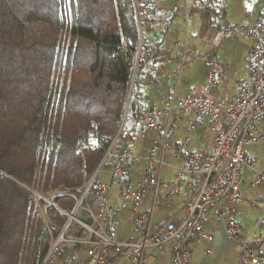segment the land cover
Returning a JSON list of instances; mask_svg holds the SVG:
<instances>
[{
	"label": "trees",
	"instance_id": "1",
	"mask_svg": "<svg viewBox=\"0 0 264 264\" xmlns=\"http://www.w3.org/2000/svg\"><path fill=\"white\" fill-rule=\"evenodd\" d=\"M136 46L130 0H0V264H41L50 236L31 191L76 197L137 117Z\"/></svg>",
	"mask_w": 264,
	"mask_h": 264
},
{
	"label": "built area",
	"instance_id": "2",
	"mask_svg": "<svg viewBox=\"0 0 264 264\" xmlns=\"http://www.w3.org/2000/svg\"><path fill=\"white\" fill-rule=\"evenodd\" d=\"M158 1L130 0L137 29V46L132 52L134 74L138 66L154 53L145 35L150 33L151 21L158 17ZM200 10L212 12L217 18L222 11L221 1L203 0ZM221 34L224 39L242 37L254 41L247 61L249 80L241 84L231 103L221 106L213 100L210 92L222 84L224 69L217 58L204 59L208 67L207 86L192 90L176 102L168 101L165 108L168 114L174 111L181 114L198 112L212 126L220 121L222 113L225 115V128L216 131L215 144L211 149L202 148L183 154L176 150L185 162L179 177L185 178L187 183L177 182L173 186L161 184L155 171L160 161L151 155L146 159L143 185L134 188L130 181V169L138 162V158L132 155L131 148L121 138L122 123L98 167L79 188L76 197L68 189H56L46 194L31 191L36 211L50 236L41 264H106L108 249L117 245L114 238L119 212L126 209L135 212L141 207L148 187L154 189L155 195L159 186L167 188L164 197L154 196L155 203L160 206L170 203L174 196H184L186 214L177 226L171 221L152 224V210L135 214L134 234L122 244L124 256L131 263L147 264L144 258L147 249L160 250L166 242L174 241L176 246L172 253V264H190L189 244L198 238L210 240L203 233V225L213 216L223 222L227 237H238L239 224L233 205L241 202L239 186L244 170L256 165L254 159L245 155L243 148L264 142V129L258 128L259 122L264 119V16L249 27L227 25ZM177 52L180 56L190 58L198 56L185 46H179ZM141 99V92L133 91L131 84L126 111ZM173 130L174 127L164 128L158 124V114L143 109L132 121L129 135L141 138L148 131H156L169 144ZM100 172L108 174L111 180H99ZM262 183L264 172L259 173L254 180L256 185ZM113 187L118 193L117 207L109 203V192ZM65 196L74 199L69 209H62L55 204V199ZM220 207L223 209L219 212L216 208ZM50 208L65 218L63 225L54 223L49 214ZM212 209L214 211L211 214ZM74 248L86 249L88 260L80 262ZM239 250L240 264H264L262 258L255 255L245 243H241Z\"/></svg>",
	"mask_w": 264,
	"mask_h": 264
},
{
	"label": "crops",
	"instance_id": "3",
	"mask_svg": "<svg viewBox=\"0 0 264 264\" xmlns=\"http://www.w3.org/2000/svg\"><path fill=\"white\" fill-rule=\"evenodd\" d=\"M220 1L222 11L217 18L212 12L200 10L203 0H159L156 4L158 17L151 21L150 33L145 35L154 53L142 63L137 74L133 91H140L142 99L135 106L138 108L137 117L144 109L158 114V124L161 127H174V130L169 144L156 131H148L144 137L133 138L129 135V129L134 119L131 116L128 118L121 138L131 148L132 155L138 158V162L130 169V181L134 188L143 185L146 159L151 155H155L160 161L156 164L155 171L161 184H186L187 180L179 177L185 162L176 150L182 154L202 148L209 150L215 144L216 131L225 128L223 113L220 121L212 126L198 112L181 114L174 111L168 114L165 110L168 101L176 102L185 98L192 90L207 86L208 67L204 59L217 58L224 69L225 79L222 84L210 92L213 100L221 106L231 103L241 84L249 80L247 61L254 41L242 37L224 39L221 31L227 25L249 27L259 22L264 16V0ZM179 46L195 51L198 56H180L177 52ZM134 110L130 109L131 113ZM258 128L264 129V119L259 122ZM243 152L254 159L256 165L244 170L239 186L241 202L233 205L239 224L238 237H227L223 222L212 215L203 225V233L210 240L198 238L189 244L190 264H240L241 243L248 245L264 261V183L254 184L256 176L264 172V142L247 145ZM154 193V189L148 187L141 207L135 212L131 209L119 212L114 238L117 245L108 249L106 264H133L125 258L122 244L134 234L135 214L152 210V224L171 221L175 226L184 218V196H174L170 203L160 206L155 203L154 196L164 197L167 188L159 186L156 195ZM117 194V189L111 188V206H118ZM222 209L223 207L216 208L219 212ZM214 210H210V213ZM175 246L174 241H169L160 250L147 249L144 253L146 263L172 264ZM74 250L77 251L80 262L88 260L86 249Z\"/></svg>",
	"mask_w": 264,
	"mask_h": 264
},
{
	"label": "rangeland",
	"instance_id": "4",
	"mask_svg": "<svg viewBox=\"0 0 264 264\" xmlns=\"http://www.w3.org/2000/svg\"><path fill=\"white\" fill-rule=\"evenodd\" d=\"M90 138H92V137H90ZM100 173H99L98 179L99 180H102V181H105V182H109V176H108V174H105V173H101L100 174Z\"/></svg>",
	"mask_w": 264,
	"mask_h": 264
},
{
	"label": "water",
	"instance_id": "5",
	"mask_svg": "<svg viewBox=\"0 0 264 264\" xmlns=\"http://www.w3.org/2000/svg\"><path fill=\"white\" fill-rule=\"evenodd\" d=\"M134 105H131L129 108L131 109V110H134Z\"/></svg>",
	"mask_w": 264,
	"mask_h": 264
}]
</instances>
